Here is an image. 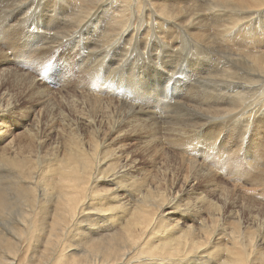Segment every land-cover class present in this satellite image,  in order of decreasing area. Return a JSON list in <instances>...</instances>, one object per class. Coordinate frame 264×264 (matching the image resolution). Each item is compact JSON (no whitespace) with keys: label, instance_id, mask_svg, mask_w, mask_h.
Instances as JSON below:
<instances>
[{"label":"bare ground","instance_id":"obj_1","mask_svg":"<svg viewBox=\"0 0 264 264\" xmlns=\"http://www.w3.org/2000/svg\"><path fill=\"white\" fill-rule=\"evenodd\" d=\"M23 39L48 58L75 51L81 39L80 63L97 81L99 97L90 88L97 100L67 94L55 103L41 86L43 73L16 48ZM122 42L116 66L108 58ZM0 43L10 51L0 61V134L16 126L11 141L0 136V264H264L262 249L252 256L235 231L234 210L224 214L230 201L243 200L229 188L235 174L228 163L236 165L239 144L264 112V0H171L163 8L153 0H0ZM135 43L140 51L151 43L155 53L190 49L186 77L167 83L158 72L146 75L150 65L134 58ZM243 46L251 47L235 51ZM157 61L173 78L180 59ZM27 95L41 104L39 113L17 107ZM121 95L137 97L138 107ZM18 112L23 124L11 121ZM130 132L150 139L145 154L154 174L141 181L131 175L139 160L110 148L112 137ZM252 144L258 153L245 179L264 190V137ZM106 161L111 167L101 170ZM190 189L201 198L180 206ZM257 196L245 206L264 219Z\"/></svg>","mask_w":264,"mask_h":264},{"label":"rangeland","instance_id":"obj_2","mask_svg":"<svg viewBox=\"0 0 264 264\" xmlns=\"http://www.w3.org/2000/svg\"><path fill=\"white\" fill-rule=\"evenodd\" d=\"M154 2H155V4H156V6L159 8V7H161V8H163L164 7V5L165 4H167L169 1H171V0H153ZM117 4V3H116ZM116 4H114L113 6H115ZM118 5V4H117ZM112 6V7H113ZM108 12H109V10H107V8H106V16L108 15ZM105 13H103L101 16H102V19H104V18H106V16H104L105 15ZM98 24H100V23H98L97 22V24L95 25V27H97V25ZM104 25H106V23L104 24ZM107 26V25H106ZM56 31V30H55ZM144 37V38H143ZM145 37H146V35H145V31H143L142 30V36H141V38H143V39H141V40H139L140 42H142V41H144L145 40ZM25 42L23 43V41L18 45V46H16V48L18 47L19 48V51L22 53V55H23V57H22V59L24 60V62H25V64H34V65H36V67L37 68H39L40 69V73H43V74H41L40 75V77L42 78L43 77V81H42V83H41V86H42V88L44 89H46L47 90V92L50 94V97H51V99L54 101V99H55V103H57V104H59L60 102H61V96H63V95H67V94H77V95H83V96H85L86 94L85 93H87V97H92V99L94 98V99H96L97 100V98L96 97H94L93 96V94L94 95H97V81L94 79V78H91L90 76H88L87 75V73L85 72V71H83V66L81 65V63H80V59H81V57H82V55H83V49L81 48V46H82V44H80L81 43V39H80V41H79V45H78V49H75V51L74 50H72L71 48H64V49H62L60 52H58L57 54H55L54 56H52L51 58H48V56L46 55V54H44L43 52H36L33 48H28L27 46H26V42L28 41V40H26V39H23ZM146 42V41H145ZM150 44L151 43H148V44H146L145 45V47L143 48V49H141V51H140V47H139V44H137V43H135V50H137L138 51V53H145L144 55H142V54H139V56H137L138 55V53L136 52V54L134 55L135 57V59L137 60H139V59H141V58H146V62H144V63H142L143 65H150V66H148V68H147V70H148V72H147V70H146V72H144L146 75L148 74L149 76H153V74H154V72H158L159 73V75L160 76H162L163 78L165 77V79H166V82L167 83H171L173 80H178L179 79V81H182L183 80V78H185L186 77V71H185V68H186V65L183 63V62H185V60L187 59V57H188V59H192L193 57V53L191 52V50L189 49V51L188 50H184L183 48V50H181V49H179L180 50V52H179V50H178V52L177 53H173L172 51H171V53L169 52L170 51V49H168L167 51H168V53H166V52H163V51H160V53H155V52H153L152 50H151V46H150ZM122 45V46H121ZM125 45V46H124ZM126 45H127V43L125 42V44H123V42L121 43V44H119V46L118 47H112L111 48V50H113L110 54V56H109V58L108 59H114L115 60V65L116 66H118V65H120L121 63L119 62V59H120V56H121V52H123V50H124V48L126 47ZM132 46H134V43H133V45ZM149 46V47H148ZM252 46H254V45H252ZM258 46V45H257ZM256 46V47H257ZM138 49H137V48ZM244 47L246 48V52H247V48H250L251 46H248V47H246V46H243L242 48L241 47H237V48H235L236 50V52H239V53H243V52H245V49H244ZM81 48V49H80ZM160 48H162V47H160ZM145 49V50H144ZM147 49V50H146ZM244 49V50H243ZM149 50H151V51H149ZM243 50V51H242ZM6 51V52H5ZM73 51V52H72ZM143 51H145V52H143ZM154 51H155V49H154ZM149 52V54H147ZM7 53H9V55H10V51H9V49H8V47L6 46V45H4V44H1L0 43V61H2V60H4L5 58L6 59H9V55H7ZM64 53V54H63ZM152 53H153V56H151L152 55ZM189 53V54H188ZM160 55V56H158V55ZM174 54H176V55H174ZM185 54V55H184ZM192 54V55H191ZM61 55V56H60ZM147 55V56H146ZM170 55H172V56H177V58L178 59H180V62H179V67H177L178 66V62L176 63V67L173 69L174 71H175V75H174V77L172 78L171 76H169V75H167V73H169L170 72V70H168V69H164V68H162L161 66H160V63L157 61V59L158 58H160V59H162V60H166V61H168V58L170 57ZM189 55H191V56H189ZM26 56V57H25ZM67 56H69V57H67ZM81 56V57H80ZM137 56V57H136ZM143 56V57H142ZM151 56V57H150ZM180 56V57H179ZM29 57V58H28ZM38 57V58H37ZM63 57H65V58H63ZM113 57V58H112ZM155 57V58H154ZM163 57V58H162ZM181 57H183V58H181ZM191 57V58H190ZM2 58V59H1ZM44 58V59H43ZM62 58V59H61ZM57 59V60H56ZM183 60V61H182ZM79 61V62H78ZM157 61V62H156ZM182 61V62H181ZM44 62V63H43ZM69 64H68V63ZM46 63V64H45ZM131 62H129V64H130ZM146 63V64H145ZM186 63V62H185ZM42 64V65H41ZM152 65V66H151ZM8 66H11L10 67V69H12V68H15V66H13V65H11V64H9ZM82 66V67H81ZM181 66V67H180ZM185 66V67H184ZM50 67V68H49ZM61 67V68H60ZM77 67V68H76ZM54 69V70H52V69ZM82 68V69H81ZM161 68V69H160ZM157 69V70H156ZM161 71H160V70ZM183 69V70H182ZM59 70V71H58ZM80 70L82 71V72H80ZM151 70H153V72H151ZM180 70V71H179ZM45 71V72H44ZM75 71V72H74ZM165 71H167V72H165ZM85 72V73H84ZM149 72L151 73V74H149ZM164 72V73H163ZM185 72V73H184ZM73 73H75V74H73ZM182 73H183V75H182ZM80 74V75H79ZM88 77H87V76ZM79 76H81V77H79ZM85 76H86V78H85ZM181 76V77H180ZM39 77V78H40ZM78 77V78H77ZM171 77V78H170ZM63 78V79H62ZM81 78V79H80ZM175 78H177V79H175ZM95 80V81H94ZM45 81V82H44ZM79 81V82H78ZM85 81H86V83H85ZM92 82V83H91ZM44 83V84H43ZM65 84V85H64ZM88 84V85H87ZM48 85V86H47ZM83 85V86H82ZM80 88H79V87ZM85 86H87V88L85 87ZM91 86V87H90ZM64 87H65V89H64ZM67 87V88H66ZM75 87H77V88H75ZM95 87V88H94ZM99 87V86H98ZM77 89V90H75V89ZM82 88V89H81ZM90 88H91V90H92V92H94L93 94H91L92 92H91V90H90ZM93 88V89H92ZM44 89V90H45ZM80 89L82 90V91H80ZM86 90V91H85ZM94 90V91H93ZM50 91V92H49ZM77 91V92H76ZM89 91V92H88ZM96 91V92H95ZM74 92H76V93H74ZM84 92V93H83ZM130 92H132L131 90L129 91V93ZM89 93H90V95H89ZM96 93V94H95ZM85 94V95H84ZM123 96V97H122ZM58 97V98H57ZM97 97H99V95H97ZM121 97H122V99H125V98H127V97H129V95L128 96H125V95H121ZM164 97V96H163ZM161 97L160 98V100L161 99H163V100H168L167 102H170L171 101V98H166V97ZM189 97V93H187V92H185L184 94H183V96L182 97H180L179 99H183V100H186L187 98ZM26 98H28V95H27V97H20V99H18V105L19 106H17V107H22V108H24L23 110L24 111H27V109H28V107H30V106H34L35 108H36V110H37V112L39 111L40 112V110H41V108H40V106H41V104H39V103H31V102H27L26 101ZM135 98V99H134ZM132 97L131 98V100L129 99V98H127V100L129 99V102H135V105H134V102H133V105L135 106V107H138V105H139V101L137 102L136 100H138V98L137 97ZM137 98V99H136ZM19 101H23L22 103L21 102H19ZM99 101H101V100H99ZM103 101H106V100H103ZM25 102V103H24ZM132 104V103H131ZM145 105V106H144ZM142 106L145 108V109H147V107H149L150 106V104H148V103H146L145 104V102H142ZM37 107H38V109H37ZM53 107H54V105H53ZM154 106H152V109H151V111H153L152 113H154L155 111H154ZM40 109V110H39ZM64 112H68V110H66V109H64V108H61ZM43 110V109H42ZM38 112V113H39ZM20 113L18 112L17 113V115H14L13 117H12V119H11V121H12V123H13V121L14 122H16V123H20V124H23L24 123V121L22 120V118L20 119L18 116H20L19 115ZM42 114V113H41ZM256 116H255V118L254 119H258L259 121H258V124L257 125H255V126H253L252 127V133L250 134V136L247 138V141L244 143V144H242V145H240L239 144V153H238V160H237V162H236V165H235V163H228V165H230V167H231V169H233L232 170V172H233V174H235V176L234 177H232V180H229V179H227V183L228 184H230L229 185V188L236 194V196H234L235 198L237 197V195H238V197L240 198V199H243L242 200V202L241 203H239V205H238V203H236V202H233V201H230V204H229V207H228V209H227V211L224 213L225 214V218H227L228 217V215L230 216V214H227L228 212L230 213L232 210H234V214H235V223H238L239 225V227H240V229H239V227H238V229L236 228V230L235 231H238L239 230V233L241 234V233H243L242 235L244 236H242L241 238H243L244 239V241L245 242H247V244H248V248H247V251L249 250L250 251V253H251V255L252 256H254V255H256V253H258V250H260V249H262V251L264 252V245H262V246H259V243H258V237H260V236H263L264 237V219H262L260 216H261V212H258L257 214H256V212H257V210H255V209H253L252 211L254 212V213H252L250 210H248V208H246V203H250V202H248V201H251L252 199H253V197H251V196H253V194H254V197L255 196H257L256 197V199H255V201H254V205H257V206H259L260 205V203H261V201L262 200H264V190H262V188H260V187H258L256 184H250V183H247V182H249V180H247V179H245V173H250V172H252L253 171V169H252V166H251V164L249 163V160H251V159H253L256 155H257V153H258V151H257V147H255L253 144H252V140L253 139H261V138H263L264 137V112H260V113H257V114H255ZM257 115H259V116H257ZM14 124V123H13ZM12 126V124H8L7 126H4V132L7 134V140H8V142L9 141H11L12 139H13V134H14V132H15V130H16V126L14 127V128H12L11 127ZM41 127H42V125H40ZM61 126V124L60 125H58L57 126V128H59ZM78 128V129H77ZM76 129H77V131H79V126H77L76 127ZM209 132H212V129H210L209 130ZM5 133L4 134H0V136L1 137H4V135H5ZM218 133V131H216V132H214V133H212V135L213 136H215L216 134ZM226 134L224 133L223 134V136H225ZM110 148L111 149H113V150H120V151H122L123 153H125L126 155H130V156H133L135 159H138L139 160V162H138V165H137V168L134 170V172H131V175L136 179V180H138V181H141L142 179H144L145 177H147L148 175H151V174H154V173H151V170L152 169H150L149 168V164H151V162L152 161H150V160H148V157L146 156L147 154H145L146 153V151H147V149L149 148V146H150V139L149 138H147V137H145L143 134H139V133H135V132H130V133H127L126 135H123L122 137H120V138H115V137H112L111 139H110ZM202 144V143H201ZM201 144H199V146L201 147L202 146V148H204V149H206L204 146H203V144L201 145ZM229 144H230V141H229ZM231 145V144H230ZM234 145V144H233ZM233 145H231V146H233ZM255 145H257V143H255ZM172 153V152H171ZM222 154V153H221ZM224 154V153H223ZM222 154V155H223ZM262 155H264V149L262 148V153H261ZM146 159V160H145ZM106 164H104V165H102L100 168H101V170H106L107 171V168L108 167H111V166H108L109 164H111L112 163V161H106L105 162ZM235 165V166H234ZM233 167V168H232ZM158 168H161V167H158ZM158 168L157 169H155V171H157L158 170ZM163 168H165V167H163ZM109 169V168H108ZM183 169V168H182ZM238 169V170H237ZM257 170L256 171H259V169L258 168H256ZM162 170H164V169H162ZM183 170H186L185 168L183 169ZM237 170V171H236ZM240 170H242V171H240ZM243 170H245V171H243ZM256 171H254L255 173H256ZM242 172V173H241ZM162 174H163V171H162ZM238 175V176H237ZM162 176V175H161ZM220 176H222V174L220 175ZM223 177V176H222ZM163 178V177H162ZM224 179H226V178H224ZM233 179H235V180H233ZM166 180L167 181H169V182H171V181H173L174 179H170L169 178V176L168 177H166ZM247 181V182H246ZM233 182V183H232ZM232 185V186H231ZM235 187V188H234ZM98 188H100L101 189V187L99 186ZM255 190V191H254ZM257 190V191H256ZM252 193V194H251ZM256 193V194H255ZM250 194H251V196H250ZM242 196V197H241ZM250 198V200L248 199V198ZM201 198V196H200V192L199 191H194V190H189V191H187V193L184 195V196H182V197H180V199H179V201H178V204L180 205V206H183V205H186V204H192V203H195V202H197L199 199ZM208 198H209V200H211V201H213V203L215 204L214 205V210H216V212H219L220 210L222 211V207H223V204L219 201V199L217 198L216 199V197H213V196H208ZM213 198V199H212ZM252 198V199H251ZM215 199V200H214ZM246 200H248V201H246ZM217 201V202H216ZM244 202V204H243V206H241V204ZM233 203H234V206H233ZM218 206H217V205ZM230 206L232 207V208H230ZM237 206V207H236ZM220 207V208H219ZM234 207V208H233ZM241 207V208H240ZM238 208V209H237ZM243 208V209H242ZM244 208H246V211H245V209ZM220 209V210H219ZM236 209V210H235ZM219 210V211H218ZM248 211H250V213H252V214H250ZM249 214V216H248V214ZM227 214V215H226ZM237 214H238V216H237ZM240 214H241V216H240ZM242 214H244V215H242ZM255 214H256V216H258L259 218H258V223H254V222H252V221H249V220H251V218L253 217V216H255ZM248 217H247V216ZM243 216V217H242ZM173 217V219H177L176 221H179V216L178 215H175V216H172ZM239 217H240V219H239ZM242 217V218H241ZM169 218L170 217H167V218H165L166 219V221H167V223L169 224V222H170V220H169ZM238 218V219H237ZM261 219V220H260ZM240 220V221H239ZM248 223H247V222ZM261 222V225H259L260 224V222ZM263 221V222H262ZM241 223V224H240ZM251 223V224H250ZM253 223V224H252ZM233 224H230V226H232ZM183 226V225H182ZM234 226L235 225H233L232 227H230V228H234ZM252 226V227H251ZM262 226V227H261ZM251 228V230L253 231L254 230V232H252L250 229H247L246 230V228ZM257 227H259L258 229H257ZM245 228V229H244ZM262 228V229H261ZM244 230L247 232H245L244 233ZM241 231V232H240ZM250 231H251V234H250ZM256 231V232H255ZM258 231V232H257ZM239 233H237V234H239ZM249 233V234H248ZM261 233V234H260ZM239 234V235H240ZM254 234V235H253ZM250 235V236H249ZM254 236V237H253ZM257 243H256V242ZM254 242L256 243V244H254ZM254 244V245H253ZM256 245V246H255ZM254 250V251H253ZM249 253V252H248Z\"/></svg>","mask_w":264,"mask_h":264}]
</instances>
